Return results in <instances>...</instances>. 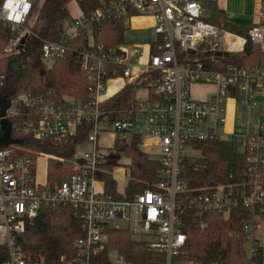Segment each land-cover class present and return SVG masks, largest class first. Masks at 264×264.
Wrapping results in <instances>:
<instances>
[{"label":"built area","instance_id":"obj_1","mask_svg":"<svg viewBox=\"0 0 264 264\" xmlns=\"http://www.w3.org/2000/svg\"><path fill=\"white\" fill-rule=\"evenodd\" d=\"M99 1L101 7L65 22L60 41H46L42 46L46 63L70 50L76 54L90 81L87 105L74 99L60 103L44 92L5 97L0 75V137L7 126L10 138L21 144L52 142L62 148L82 125H92L87 140L74 148L71 174L56 186L37 182L38 160L48 155L38 154L34 161L20 155L21 144L0 147V232L7 237L4 245L8 250V260L1 264H47L28 257L17 237L42 209L60 207L74 211L83 233L75 243L76 255L62 258L60 264H100L95 259L105 248L109 230L146 237L150 248L164 256L165 264H195L178 260L187 241L186 222L193 221L196 228L204 229L210 213L227 217L240 208L249 211L243 232L244 246L251 245L250 257L244 251L243 264H264L255 239L258 216L264 215V117L255 122L257 101L264 97V0L260 1L259 22L249 31L263 55L261 65L253 68L235 67L223 57H211V61L223 64L219 68L203 61L208 53L243 52L247 42L203 20L206 6L217 0ZM34 2L3 0L0 24L17 34L4 49V56L21 52L22 39L31 34L28 21ZM133 13L154 18L156 54H152L151 45L146 61H142L145 51L140 45L95 47V29L101 22L130 18ZM229 37L242 40V47L230 49ZM79 39H86L88 48L73 49L71 42ZM120 69L123 73L119 76ZM154 73L160 75L159 84L146 101H136L125 118L113 119L101 109L127 85L146 81L150 75H143ZM112 82L119 88L107 97V86ZM195 85L213 86L215 92L208 100H195ZM103 137L112 140V148L100 146ZM133 138L141 140L143 151L154 147L159 152L160 181L131 200H117L98 175L109 158L122 157L114 149L117 140L130 142ZM218 140H227L248 154L249 170L242 173L244 179L239 182L192 191L180 179L184 162L192 158L185 150L199 152L197 143ZM119 220L126 229L117 227Z\"/></svg>","mask_w":264,"mask_h":264},{"label":"trees","instance_id":"obj_2","mask_svg":"<svg viewBox=\"0 0 264 264\" xmlns=\"http://www.w3.org/2000/svg\"><path fill=\"white\" fill-rule=\"evenodd\" d=\"M77 1L84 14L102 6L99 0H35L28 21L29 34L21 52L4 56V49L17 34L0 24V75L4 80L2 94L8 98L23 94L51 93L52 97L64 103L74 99L87 105L90 102V81L84 72L80 60L70 50L66 55L54 60L49 66L42 59L44 42H57L62 38L63 26L70 20L69 4ZM3 0H0V9ZM209 17L203 20L233 35L246 39L243 52L208 53L202 57L211 68L223 66L211 61V57H223L227 64L238 68H253L261 65L263 55L260 47L251 41L249 31L253 26L238 28L227 22L225 12L217 8L216 3L208 5ZM137 16L130 14V17ZM128 27L126 19H112L101 22L95 29V47L117 49L127 44L125 33ZM88 48L86 39L71 42L73 49ZM156 45L152 54H156ZM123 73L120 69L119 76ZM160 75L150 74L146 81L127 85L122 91L106 100L101 109L113 119H123L130 107L136 103L133 93L138 88L147 87L150 92L159 84ZM154 98V97H152ZM156 99V98H155ZM91 124L82 125L64 147L52 142H26L21 144L20 155L29 156L34 161L38 154L48 155L47 181L56 186L70 175L73 167L74 148L87 140ZM141 140L133 138L130 142L117 140L114 149L117 155L129 160L130 182L125 194H119L113 172L118 168V158H109L101 167L98 179L104 183L106 191L117 200H131L133 196L160 181V161L150 158L141 149ZM201 156L189 158L184 162L180 179L192 190L212 187L222 183H236L244 179L242 173L248 171V154L242 153L227 140L199 142L196 144ZM30 154L34 156L31 157ZM232 176V179H231ZM248 209L240 208L225 217L219 213H210L206 228H196L193 221H187L186 244L178 257L180 261L195 264H243L244 226ZM81 221L70 208H44L37 218L32 220L23 234L17 237L25 254L32 260H43L47 264H60L62 258L72 259L76 255L75 243L83 236ZM104 250L96 256L100 264H112L110 254L117 253L127 264H165V258L143 240H135L127 231L109 230ZM262 257V248H261ZM8 260L7 247L0 245V264Z\"/></svg>","mask_w":264,"mask_h":264},{"label":"rangeland","instance_id":"obj_3","mask_svg":"<svg viewBox=\"0 0 264 264\" xmlns=\"http://www.w3.org/2000/svg\"><path fill=\"white\" fill-rule=\"evenodd\" d=\"M34 0H29V2H33ZM210 4V3H209ZM208 4V5H209ZM207 5V6H208ZM206 6V7H207ZM69 9L71 11L72 14V18L76 17L79 14V7H78V3L77 1L72 2L69 5ZM205 15L204 17H209L210 16V11L206 10L204 11ZM259 15V12H258ZM148 16V15H145ZM130 18H126V26L128 28H130ZM71 20V18H70ZM131 30V28H130ZM156 36V35H155ZM128 38V36H127ZM223 45V42H222ZM49 66H52L53 61H49L47 63ZM147 75L150 74H145L143 75V78H145ZM149 77V76H147ZM138 82V81H137ZM113 87V94H115V92L118 90V86L114 87V84H109L107 86L108 89ZM149 88L147 87H143V88H138L134 93H133V98L138 101V102H144L148 99L149 96ZM111 94V95H113ZM110 94H106V96L108 97ZM258 103V110H257V115L255 118V122H258V120L264 117V97H261L260 99H258L257 101ZM112 127L109 128V130H111ZM99 144L101 147L103 148H112L113 144H112V140L108 137H103L100 139ZM108 153H112L111 149H107L106 150ZM144 152H147V154L150 156V158L157 160V161H161L162 157L160 156L159 152L156 150V148L152 147V148H148V149H144ZM185 155L186 156H190L192 158H199L201 156L200 152H197L191 148H187L185 150ZM48 156L46 157H41L38 160V165H37V182L39 184H45L47 181V165H48ZM129 160L126 159L125 157H120L118 158V168L116 170H114L113 172V177L117 182V188L118 191L121 194H125L126 188L131 180L130 178V167H129ZM117 227L119 229H126V225L124 224L123 221H117ZM135 240H147L146 237H134ZM255 239L258 242V244L260 245V247L263 249V262H264V215H260L258 216V227L256 228L255 231ZM7 242V237L6 235L2 234L0 232V245L1 244H5ZM244 251H245V255L246 257H250V253H251V245L248 243L245 244L244 246ZM110 261L112 264H125V262L119 257V255L117 253H111L110 254Z\"/></svg>","mask_w":264,"mask_h":264},{"label":"crops","instance_id":"obj_4","mask_svg":"<svg viewBox=\"0 0 264 264\" xmlns=\"http://www.w3.org/2000/svg\"><path fill=\"white\" fill-rule=\"evenodd\" d=\"M260 1L261 0H217L215 3L218 9L225 12L228 23L238 28H245L247 26H255L256 24H258ZM206 10H209L208 6L205 8V11ZM69 13L71 16V20L79 18L83 14L80 7L79 14L76 17L72 18L70 9ZM130 28H128L127 32L125 33V41L127 44L140 45L142 48H144L145 55L142 61H146L147 53L149 52L151 45L153 46L155 40L157 39V37L155 36V20L150 15L134 16L130 19ZM140 70L141 68L139 67L135 70V72L139 74ZM111 84H114V87L118 86L116 82H112ZM112 91L113 87L108 89L107 93L110 94L109 97L112 96ZM214 92L215 88L213 86L195 85L192 88V97L195 100L204 101L208 100ZM119 194L121 193L119 192Z\"/></svg>","mask_w":264,"mask_h":264},{"label":"water","instance_id":"obj_5","mask_svg":"<svg viewBox=\"0 0 264 264\" xmlns=\"http://www.w3.org/2000/svg\"><path fill=\"white\" fill-rule=\"evenodd\" d=\"M27 36H25L21 41V46L19 50H22L23 46L25 45L27 41ZM222 61V60H220ZM22 142L20 141H14L10 138V129L9 127L5 126L2 135L0 137V147H10L12 145H20Z\"/></svg>","mask_w":264,"mask_h":264},{"label":"bare ground","instance_id":"obj_6","mask_svg":"<svg viewBox=\"0 0 264 264\" xmlns=\"http://www.w3.org/2000/svg\"><path fill=\"white\" fill-rule=\"evenodd\" d=\"M228 40H229L230 49L233 50L240 49L243 45L242 40H234L232 37H229Z\"/></svg>","mask_w":264,"mask_h":264}]
</instances>
